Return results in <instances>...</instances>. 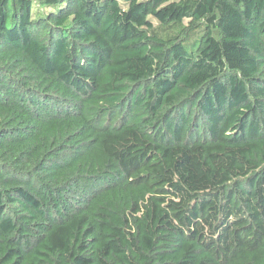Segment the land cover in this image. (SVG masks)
Returning a JSON list of instances; mask_svg holds the SVG:
<instances>
[{
	"label": "trees",
	"instance_id": "16d2710c",
	"mask_svg": "<svg viewBox=\"0 0 264 264\" xmlns=\"http://www.w3.org/2000/svg\"><path fill=\"white\" fill-rule=\"evenodd\" d=\"M0 264H264V0H0Z\"/></svg>",
	"mask_w": 264,
	"mask_h": 264
}]
</instances>
